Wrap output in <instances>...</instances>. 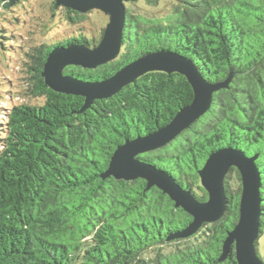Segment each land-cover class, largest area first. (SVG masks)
<instances>
[{"label":"trees","instance_id":"obj_1","mask_svg":"<svg viewBox=\"0 0 264 264\" xmlns=\"http://www.w3.org/2000/svg\"><path fill=\"white\" fill-rule=\"evenodd\" d=\"M12 1L0 0V63L13 73L12 63L19 61L23 93L40 102L13 103V97L0 95V264H238L234 247L220 260L240 217L238 168L231 167L225 177L228 205L222 218L188 237L175 235L193 216L157 186L147 189L142 178L102 177L119 145L167 125L192 102L186 76L151 71L81 111L85 97L52 90L42 76L44 64L56 46H97L104 28L99 36L89 33L82 24L85 13L61 6L77 33L74 28L56 43L25 45L20 33L4 30V22L25 26L5 13L27 0ZM140 1L151 6L150 14ZM127 2L120 55L95 69L70 65L64 72L102 80L143 54L171 49L192 58L208 81H224L234 73L229 86L214 93L208 112L166 146L138 157L205 201L199 170L211 153L232 146L258 155L261 236L264 0ZM3 88L0 81L1 93Z\"/></svg>","mask_w":264,"mask_h":264},{"label":"water","instance_id":"obj_2","mask_svg":"<svg viewBox=\"0 0 264 264\" xmlns=\"http://www.w3.org/2000/svg\"><path fill=\"white\" fill-rule=\"evenodd\" d=\"M127 1L129 0H55L56 7L71 8L81 13L93 9L100 10L109 15V21L97 46L91 48L75 44L54 47L42 72L46 84L54 91L85 97L81 109L85 111L96 99H105L117 94L148 72H178L186 76L194 92L192 102L180 108L167 125L152 133L127 139L119 145L102 177L112 176L120 180L142 178L147 181V189L157 186L170 196L176 207L183 208L193 216L189 225L175 235L188 237L195 234L204 223L222 218L228 205L225 177L231 167L238 168L242 176L240 217L228 233L220 260H226L234 247L238 264H264L256 246L261 234L263 213L262 178L256 163L258 155L248 156L243 150L232 146L211 153L199 170L201 184L208 192V199L205 201L198 200L165 170L138 157L166 146L208 112L214 93L227 88L234 73L224 81H208L192 58L171 49H159L143 54L102 80L85 81L64 72L70 65L95 69L120 55L127 22Z\"/></svg>","mask_w":264,"mask_h":264},{"label":"rangeland","instance_id":"obj_3","mask_svg":"<svg viewBox=\"0 0 264 264\" xmlns=\"http://www.w3.org/2000/svg\"><path fill=\"white\" fill-rule=\"evenodd\" d=\"M162 4L166 2V0H161ZM55 0H27L21 5L16 8H13L11 11L5 13V17L8 19H12V17H17L16 22L23 23L24 27L13 24H8V22H4L6 28L4 29L5 32L9 30L7 34H10V30L13 33H20V37L24 38L25 45H40L42 43L52 44L62 40L64 37L70 36L72 31L75 28V34L77 25L74 27L70 24V22L64 19L62 13V7L58 6L53 3ZM143 1L139 2V5L145 9V12L151 13L149 11L151 6H145L142 3ZM131 2H126L129 5ZM55 8H52V6ZM162 9L158 13H162ZM86 19L82 23L83 26L86 28L89 33L99 36L101 33L102 28L105 29L106 24L109 21V15L97 10L93 9L85 13ZM0 19H2L0 17ZM2 22L0 21V28L2 29L1 25ZM13 33V34H14ZM4 41L6 39H3ZM19 48V47H18ZM19 51L22 52V49ZM17 57V56H16ZM18 58V57H17ZM13 65H15V69H13V73L5 68L0 63V81L3 83V89L6 91L4 93L0 92V95H3L6 98L12 99L13 103H20V102H30L36 103L40 102V99L37 98H27L23 93V80H22V72H20V62L13 61ZM42 101V99H41ZM0 105H3L0 102ZM6 105H10V103H6ZM257 251L259 256L262 260H264V228L263 233L259 237L257 241Z\"/></svg>","mask_w":264,"mask_h":264}]
</instances>
